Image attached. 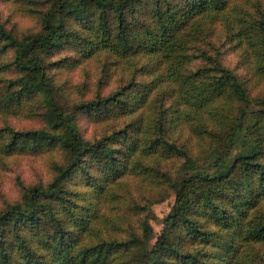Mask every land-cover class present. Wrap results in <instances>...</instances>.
<instances>
[{
  "label": "trees",
  "instance_id": "1",
  "mask_svg": "<svg viewBox=\"0 0 264 264\" xmlns=\"http://www.w3.org/2000/svg\"><path fill=\"white\" fill-rule=\"evenodd\" d=\"M45 3L38 32L19 36L0 17V115L32 117L39 108L47 125L0 128V161L53 152L63 160L50 183L24 188L19 201L0 210V264H258L264 250L262 0ZM226 44L241 58L245 76L226 64ZM63 49L74 56L55 59ZM102 56L105 67L121 72L122 83L65 109L54 69ZM12 71L16 76L7 78ZM80 117L111 125L87 139ZM182 126L197 152L175 138ZM151 157L158 163L183 158L190 171L169 182L175 204L153 244L148 211L140 214L141 234L123 228L125 213L118 223L112 215L125 203L119 191L129 176L158 181L159 165L146 162Z\"/></svg>",
  "mask_w": 264,
  "mask_h": 264
},
{
  "label": "rangeland",
  "instance_id": "2",
  "mask_svg": "<svg viewBox=\"0 0 264 264\" xmlns=\"http://www.w3.org/2000/svg\"><path fill=\"white\" fill-rule=\"evenodd\" d=\"M262 2L264 3V0ZM45 7V0L37 2L33 0H0V17L10 30L21 36L40 30V12L45 10ZM218 41L221 44L223 40ZM222 50L226 64L245 76L241 58L234 49L226 44L223 45ZM73 56L70 50L63 49L54 58ZM107 59V57L102 56L98 59L83 60L75 67L59 65L54 69V82L60 93L57 100L65 109H71L79 101L90 100L97 93L103 96L108 95L122 83L121 72L115 65L105 67L104 63ZM125 74L127 75V73ZM5 75L7 78H13L16 76V72H8ZM137 77L140 76L137 75ZM261 87L253 90V96L259 95L258 92L263 89ZM7 125L18 130L44 129L47 126L44 121L43 110L39 108L36 116L32 117L28 115L19 117L0 115V128L2 129ZM109 125L111 124H95L83 117H80L78 121L81 133L87 139L102 135ZM175 138L187 149L193 148V152H197V141L187 127L179 128L175 133ZM62 160L63 155L61 153L53 152V154L42 153L39 155L16 154L0 161V210L8 204L19 201L24 188L50 183L57 174L55 164H60ZM146 162L152 166L159 165L158 181L150 176H129L127 189H120L119 191L122 196L121 200L125 203L113 209L112 215L114 222L118 223L119 213H125L127 220H125L123 228L128 229L131 225L137 230V234H141L140 214H142L143 219L148 211V219L153 230L151 240V244H153L164 227V218L171 212L175 204V196L168 189L169 182L182 180L190 171H184V159L180 157L162 160L159 163L156 158L151 157ZM165 189L167 190L166 194ZM163 194L165 195L163 196ZM128 203L130 209L127 206ZM147 207L148 209H145ZM109 231L112 232L111 229ZM257 262L264 264V250L259 252Z\"/></svg>",
  "mask_w": 264,
  "mask_h": 264
}]
</instances>
